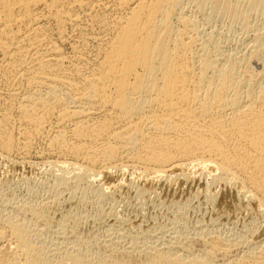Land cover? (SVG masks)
I'll return each instance as SVG.
<instances>
[{"label": "bare ground", "instance_id": "1", "mask_svg": "<svg viewBox=\"0 0 264 264\" xmlns=\"http://www.w3.org/2000/svg\"><path fill=\"white\" fill-rule=\"evenodd\" d=\"M3 160L51 179L16 199L0 177V264H264V235L162 197L221 183L264 217V0H0ZM152 193L168 224L139 219Z\"/></svg>", "mask_w": 264, "mask_h": 264}, {"label": "rangeland", "instance_id": "2", "mask_svg": "<svg viewBox=\"0 0 264 264\" xmlns=\"http://www.w3.org/2000/svg\"><path fill=\"white\" fill-rule=\"evenodd\" d=\"M220 25L221 24L218 25L219 27H221V28H219V30L221 32L220 35H224L226 28H224V25H222V26H220ZM239 31H240V29L237 28V26L234 28V30L227 31L226 33H230V34H227V35H229L228 36L229 41L227 40L228 44H226L227 42L224 44H226L228 47L234 46V44H235L234 39H236L239 36V34H241V31L240 32ZM232 39H233V42H232ZM250 63L252 66H254V68L260 67V63L256 59H251ZM40 141H41V143H40ZM40 141L36 142L37 146L35 145V147H37V149H38V147L41 149V147H43V145H44L43 144L44 142H42V140H40ZM33 150H35V148ZM3 161H5V162H3ZM3 161H2L3 163L0 162V174H1L0 177L3 181L6 180V181L11 182V184H12L11 192L15 195L16 199H21V198L23 199L28 194L27 183H25L23 181V180H25V178L31 177L30 179L32 181H30L29 183H33V184H35L41 188H43L42 186L47 185L51 179V175H50L48 166L45 167L44 165H41V164L24 165L23 166V165H16L13 162H11V160H9V161L3 160ZM6 161H7V164H6ZM32 166H34V167H32ZM4 169H6V170H4ZM20 173H22V174H20ZM11 175H13V176L11 177ZM113 175H117V171H114ZM33 176H35V177H33ZM131 176L132 175L128 171L126 173H124V175H123V177L125 179H129ZM21 180H22V182H20ZM200 180H201L200 182H204L205 178L202 177ZM214 189L216 192V196H215L212 203L207 202V200L205 199L204 195L201 192H196L194 189V186H191L187 183H180L179 181L175 185H173L172 190H170L166 193H162V197L169 195V194L170 195L172 194L175 199H178L177 205L181 204L182 201H187L183 215L189 224H195L197 219H204L205 217L209 216L210 212L213 210L212 207L217 206L219 208V214L221 215L219 217L220 222H221L219 224V226H220L219 228L221 231H223V232H231V231H243L244 232V231H247L246 234L253 232L254 234L256 233L260 236L264 235V217L262 215L256 213L253 210V208L251 207V204L249 202H247L244 197L235 193L234 191H232V189L230 187L224 186L221 183L217 184L214 187ZM155 196L156 195L154 193H152L150 195L151 200L153 198H156ZM90 199H93L91 193H90L89 199H88L89 203H90ZM110 200L111 201L113 200L112 202H114V203H112ZM110 200H105L104 201L105 203L104 202L102 203V207H103L102 209H104V210L111 209V207L109 205L112 203V204H114L113 205L114 208L117 207V209L115 210L112 206V209H114L115 212H117L119 215H123V217H125V218H128L129 216L133 215L136 211L137 202L135 200V197L133 196L131 191H129L127 189H121V190L115 192ZM106 202H108V203L110 202V204H108ZM115 202L117 205L115 204ZM156 202H157L156 199H155L154 203L152 200V202L148 205V207L146 209H144L143 211H141V213L138 215L139 219H141V221L143 222V225L146 226L147 224H150L151 220H154V222L158 223V224H163V225L168 224V222L170 221V218H174L175 215H178V213H180V212L175 211L179 208L177 205H174L173 207L170 206L169 207L170 211L167 212L166 211L167 210L166 205H161V204L158 205V204H155ZM179 202H181V203H179ZM68 206H69V201L63 200L61 207L57 209L56 213L59 214L61 208L66 209ZM88 206L91 207L90 204H88ZM171 210L173 211L172 213H171ZM90 212H87L86 214H88ZM84 215H85V213H84ZM85 224L88 225L87 222ZM87 227H89V225Z\"/></svg>", "mask_w": 264, "mask_h": 264}]
</instances>
